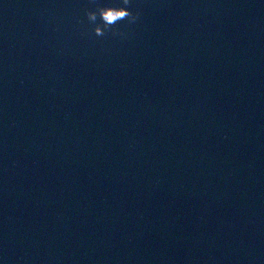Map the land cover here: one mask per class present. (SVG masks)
Segmentation results:
<instances>
[{"label": "water", "instance_id": "95a60500", "mask_svg": "<svg viewBox=\"0 0 264 264\" xmlns=\"http://www.w3.org/2000/svg\"><path fill=\"white\" fill-rule=\"evenodd\" d=\"M97 5L0 0V264H264V0Z\"/></svg>", "mask_w": 264, "mask_h": 264}, {"label": "clouds", "instance_id": "9594fccd", "mask_svg": "<svg viewBox=\"0 0 264 264\" xmlns=\"http://www.w3.org/2000/svg\"><path fill=\"white\" fill-rule=\"evenodd\" d=\"M124 6H101L97 5L94 11H86L85 15L88 21L94 23L93 31L96 36H103L106 32L112 31V26L116 25L121 20H127L129 23H134L138 14L129 11L127 7L130 0H120ZM102 24L95 23L97 19Z\"/></svg>", "mask_w": 264, "mask_h": 264}]
</instances>
